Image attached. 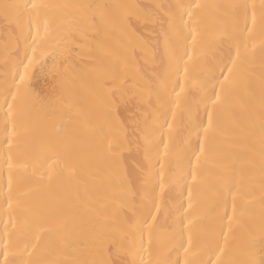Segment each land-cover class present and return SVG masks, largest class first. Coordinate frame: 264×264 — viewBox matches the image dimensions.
<instances>
[{
  "label": "bare ground",
  "instance_id": "obj_1",
  "mask_svg": "<svg viewBox=\"0 0 264 264\" xmlns=\"http://www.w3.org/2000/svg\"><path fill=\"white\" fill-rule=\"evenodd\" d=\"M4 2L26 0H0ZM57 2L139 7L116 25L110 18L98 20L96 25L86 21L74 25L70 29L73 39L62 44L63 54L55 63L45 57L47 66L43 72L39 65L32 69L31 82L44 103L30 116L28 142L40 145L46 139H57L66 146L70 167L55 176L50 186L32 185L23 197V207L17 209L18 228H23L26 215L54 207L65 226V244L72 245L66 248V255L54 258L72 260L82 244L91 250L94 235L102 225L109 240L121 242L125 248L119 255L114 248L112 259L127 264L138 259L135 247L141 230L147 239L143 221L148 219L154 231L153 260L170 258L184 264L185 253L177 250L173 239L182 231L185 247L188 235L193 238L187 258L200 264L207 256L196 251L199 241L218 237L224 242L220 236V217L225 200L227 213L232 215V200L226 189L243 174L242 192L237 196L239 222L232 225L230 232L224 228L227 247L222 259H251L256 264L264 261V181L259 139L253 135L264 115V33L259 26L241 45L242 53L247 47L246 60L227 101L214 114L216 130L197 169V181L192 184L184 179L191 154L190 121L199 114L206 122L202 106L204 90L209 87L213 69L226 57L231 45L226 36L237 10L230 6L259 5L261 0ZM197 2L210 7L195 10L200 17L198 46L188 45L193 59L188 63L187 77L181 80L184 87L181 108L176 109L174 121L168 117L173 124L168 155L163 156L160 149L161 156H157L155 143L159 133L155 122L164 110L157 102V93L164 96L175 83V76L168 72L170 54L183 55V42L169 28V14L178 12L173 7L176 4ZM27 37L26 20H6L0 13V90L5 78L11 80L14 66L23 59ZM231 50L234 55L235 49ZM102 99L111 103L103 104ZM2 129L0 119V140ZM191 146L198 149L194 134ZM160 164L164 172L163 192L159 186ZM29 179L30 175L18 169L14 184L22 187ZM5 182L0 177V184ZM181 203L186 210L183 214L177 212ZM150 214L155 215L154 222ZM3 261L0 254V264Z\"/></svg>",
  "mask_w": 264,
  "mask_h": 264
},
{
  "label": "snow or ice",
  "instance_id": "obj_2",
  "mask_svg": "<svg viewBox=\"0 0 264 264\" xmlns=\"http://www.w3.org/2000/svg\"><path fill=\"white\" fill-rule=\"evenodd\" d=\"M138 7L127 4L61 3L57 0L0 3V13L6 20L10 18H16L18 21L24 19L27 21L28 30L23 59L14 66L11 80L5 78L4 86L0 90V119L3 122V139L0 140V177L6 180L5 183L0 184V209L3 210V214L0 216V225H2L0 254L4 256L3 264H123V262L112 259V251L115 248L119 255L125 251L124 245L121 242L109 240L102 230V225L101 230L94 235L91 250L85 249L82 244L79 249H76V258L72 260L54 258L66 255V248L72 247V245L65 244L67 234L65 226L61 222L59 210L53 207L26 215L23 219V228H18L17 209L23 207V197H26L31 191L32 185L50 186L55 176L70 167L66 146L57 139H46L40 145L28 142L31 129L30 116L38 106L44 103L43 98L35 92L31 82L32 69L39 65L40 71L43 72L47 66L44 63L45 57L55 63L58 57L63 54L62 44L73 39L70 29L74 25L84 21L90 25H96L98 20L103 21L106 18H110L116 25L134 14L133 10ZM173 7L178 12L169 14V28L183 42V55H178L175 52L170 54L168 72L169 75L175 76V83L170 91H165L164 96L157 93V102L164 109L159 113L155 122V130L159 133V139L155 143L157 156H161L160 149H163V156L168 155L169 142L173 134V124L169 123L168 117L170 115L174 121L176 109L181 108L180 99L184 92L181 80L187 77L188 63L193 59L188 45L190 43L192 48L198 46L197 25L200 17L195 10L206 9L210 6L197 2L176 4ZM230 7L237 10L231 30L226 36L231 45L226 57L221 58L213 69L209 87L204 90L202 106L206 122L203 117L197 114L189 124L191 154L188 156L189 171L184 179L192 184L197 181V169L201 166L202 158L205 157L216 130L214 114L218 106L227 101L245 63L247 47L245 45L244 53H242L241 45L252 35L257 26L264 33V0H261L259 5L255 3L237 4ZM185 16L187 20H185ZM232 48L235 49L234 55ZM181 63L184 64L183 69H181ZM217 71L219 75L216 74ZM101 103L110 104L111 102L102 99ZM193 134L198 141V149L191 146ZM253 135L259 139V159L262 181H264V115L261 117L260 127L255 130ZM109 148H111L110 145ZM252 151H255V145L252 146ZM18 169H23L26 175H30V179L22 187L14 184V175ZM243 180L244 176L241 174L237 177L236 182L226 189L232 200V215L229 216L227 213L228 201L225 200L223 215L220 217V236L223 237L224 242L221 243L218 237H209L198 242L196 251L207 256V260L202 259L200 264H256L251 259H222L226 256L227 247V233L224 228L227 227L230 232L232 225L239 222L236 215L237 196L242 192ZM159 186L163 192V164H160ZM188 195V208L190 209L192 208L191 188H189ZM152 204L156 211H159L155 200L152 201ZM184 211L186 210L181 203L177 212L183 214ZM155 220V215H151V221ZM188 222L191 224L192 221L189 219ZM180 223L183 224V220ZM143 225L147 227V239H145V232L141 230L138 246L135 247V255L138 256V259H133L127 264H180L179 260L172 261L170 258L156 260L151 258L153 252L156 251L153 247L154 231L152 223L148 219L143 221ZM173 239L177 250H182L185 253L184 264H193V261L187 258L193 248L192 235H188L187 247H185L182 231L177 232ZM9 257H13V259H9ZM260 264H264V261H261Z\"/></svg>",
  "mask_w": 264,
  "mask_h": 264
}]
</instances>
